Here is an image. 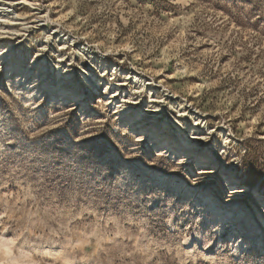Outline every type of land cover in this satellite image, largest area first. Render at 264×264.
Wrapping results in <instances>:
<instances>
[{
	"label": "rangeland",
	"instance_id": "1",
	"mask_svg": "<svg viewBox=\"0 0 264 264\" xmlns=\"http://www.w3.org/2000/svg\"><path fill=\"white\" fill-rule=\"evenodd\" d=\"M0 5V201L31 215L38 192L65 196L60 243L0 231V264H108L146 233L264 264V0Z\"/></svg>",
	"mask_w": 264,
	"mask_h": 264
},
{
	"label": "clouds",
	"instance_id": "2",
	"mask_svg": "<svg viewBox=\"0 0 264 264\" xmlns=\"http://www.w3.org/2000/svg\"><path fill=\"white\" fill-rule=\"evenodd\" d=\"M250 163L256 164L255 161ZM264 171V168L260 169ZM4 185H0L3 187ZM48 195L41 198L46 200ZM59 197L52 196L48 206L39 213L29 214L26 210V201L19 200L10 209L5 210L3 202L0 201V231H16L27 241L26 247L40 249L41 251L49 246L60 243L59 237L62 234L60 227L54 225L60 223V218L54 215L56 200ZM27 200L34 201V197L28 195ZM62 227V226H61ZM23 243V241H22ZM109 243H112L111 241ZM189 240L183 236L165 238L158 234H144L141 241L133 244L127 249L117 244L108 249L113 255L108 264H207L208 253L201 248L193 250ZM51 264L55 260L49 258Z\"/></svg>",
	"mask_w": 264,
	"mask_h": 264
},
{
	"label": "bare ground",
	"instance_id": "3",
	"mask_svg": "<svg viewBox=\"0 0 264 264\" xmlns=\"http://www.w3.org/2000/svg\"><path fill=\"white\" fill-rule=\"evenodd\" d=\"M6 5H0V17L2 18V17H7V13H8V9H9V6H7V7H5ZM4 15V16H3ZM60 39H62V40H64V38L61 36L60 37ZM80 51L81 52H83V53H86V55H88V57L91 59V60H94L95 62H96V66L100 69V71L101 72H105V70H106V60L104 59V57H98V58H95V55L94 54H92V53H89V52H87V50H85L84 48H80ZM59 63V62H58ZM56 67L58 68V65H56ZM66 69H64V71H65ZM67 75V74H66ZM58 76H60L59 74H58ZM125 78L127 79V80H132V81H134L135 83H137V84H139L140 85V87H150V89H149V92H152V91H154L153 90V88H151V86H152V82L151 83H149V82H144V81H142L141 79H137V77L136 76H132L131 77V75L130 74H126L125 75ZM92 80H93V78L91 77V78H89V74H87V73H83V81L84 82H92ZM123 81H125V80H123ZM122 83H119L118 85H115V87H116V90H118L119 88H120V85H121ZM150 94V93H149ZM117 91H115V90H111V92H110V94H109V96L107 97V99L109 100V101H114L115 103H114V109H120V112L123 114H126L125 112H126V110L125 109H121V107L122 106H120V104H122V99H123V97H119L120 98V100L119 99H117ZM153 98H157V96H154V97H151V99H153ZM159 100V99H158ZM154 101V100H153ZM152 103V102H151ZM181 106V105H180ZM183 106V105H182ZM123 108V107H122ZM184 108V107H183ZM156 109V108H155ZM180 110H183L184 111V109H182L181 107H180ZM193 115V114H192ZM139 117H141V114H138V118ZM177 122V121H176ZM178 125H176V124H174V127L176 128V129H178V127H177ZM194 136V135H193ZM183 143L186 141V144L188 145L190 142H189V140L188 139H185V140H181ZM161 142H167L166 140H161ZM191 145V144H190ZM185 151V150H184ZM187 154H189L190 152L189 151H185ZM36 254H37V252H36Z\"/></svg>",
	"mask_w": 264,
	"mask_h": 264
},
{
	"label": "snow or ice",
	"instance_id": "4",
	"mask_svg": "<svg viewBox=\"0 0 264 264\" xmlns=\"http://www.w3.org/2000/svg\"><path fill=\"white\" fill-rule=\"evenodd\" d=\"M38 196H44V193H40L38 192L37 193ZM52 196H57L59 197L61 200L65 199V196L62 194V193H59V192H52L50 195H48L46 197V200H50Z\"/></svg>",
	"mask_w": 264,
	"mask_h": 264
}]
</instances>
